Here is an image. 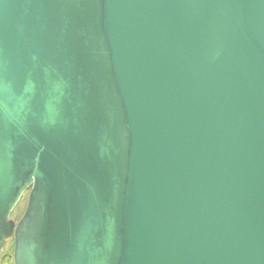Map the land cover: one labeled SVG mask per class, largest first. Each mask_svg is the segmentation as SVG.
Here are the masks:
<instances>
[{
	"label": "water",
	"instance_id": "water-1",
	"mask_svg": "<svg viewBox=\"0 0 264 264\" xmlns=\"http://www.w3.org/2000/svg\"><path fill=\"white\" fill-rule=\"evenodd\" d=\"M8 239L13 264H264V0H0Z\"/></svg>",
	"mask_w": 264,
	"mask_h": 264
},
{
	"label": "rangeland",
	"instance_id": "rangeland-1",
	"mask_svg": "<svg viewBox=\"0 0 264 264\" xmlns=\"http://www.w3.org/2000/svg\"><path fill=\"white\" fill-rule=\"evenodd\" d=\"M27 196H28V190H26L22 194V196L19 198L18 202L12 209L9 218H11L14 222H17L21 217L26 206ZM12 252H13V240L8 239L5 243L2 252L0 253V264L4 260V258L8 259L7 264H13Z\"/></svg>",
	"mask_w": 264,
	"mask_h": 264
},
{
	"label": "trees",
	"instance_id": "trees-1",
	"mask_svg": "<svg viewBox=\"0 0 264 264\" xmlns=\"http://www.w3.org/2000/svg\"><path fill=\"white\" fill-rule=\"evenodd\" d=\"M7 258H4V260L1 262V264H7Z\"/></svg>",
	"mask_w": 264,
	"mask_h": 264
}]
</instances>
